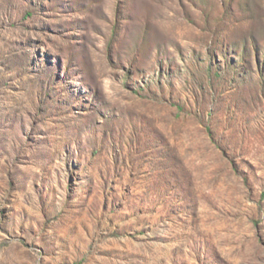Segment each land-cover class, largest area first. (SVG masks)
<instances>
[{"label":"rangeland","instance_id":"1","mask_svg":"<svg viewBox=\"0 0 264 264\" xmlns=\"http://www.w3.org/2000/svg\"><path fill=\"white\" fill-rule=\"evenodd\" d=\"M0 264H264V0H0Z\"/></svg>","mask_w":264,"mask_h":264}]
</instances>
